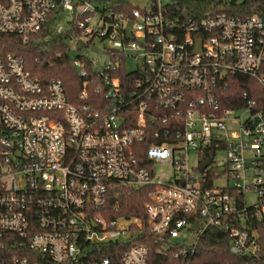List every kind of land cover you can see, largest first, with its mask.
Returning a JSON list of instances; mask_svg holds the SVG:
<instances>
[{"label":"built area","instance_id":"obj_1","mask_svg":"<svg viewBox=\"0 0 264 264\" xmlns=\"http://www.w3.org/2000/svg\"><path fill=\"white\" fill-rule=\"evenodd\" d=\"M144 1L125 12L119 0H0V31L24 42L68 33L85 56V68L73 62L85 76V103L74 105L60 79L43 84L22 57L0 55V264H149L135 241L142 221L111 216L139 188L143 229L175 247L172 258L190 257L213 227L231 254L264 264V17L179 18V0ZM90 69L100 103L88 101ZM234 74L257 90L226 98ZM120 242L115 262L104 251Z\"/></svg>","mask_w":264,"mask_h":264},{"label":"trees","instance_id":"obj_2","mask_svg":"<svg viewBox=\"0 0 264 264\" xmlns=\"http://www.w3.org/2000/svg\"><path fill=\"white\" fill-rule=\"evenodd\" d=\"M122 10L130 12L133 5L129 0H119ZM179 10L175 13L179 18L191 16L200 19L206 15L226 14L238 17H247L259 15L264 17V0H179L177 2ZM68 33L54 36L50 39H44L46 31H40L30 36L27 42L17 34L0 31V55L6 56L16 54L23 58L25 68L30 74L46 84L52 78H58L62 81L67 99L74 105L85 103V99L80 98V94L85 91V76L79 75L74 66V60L80 58L85 68V56H70V47L66 42ZM89 67L88 64H86ZM119 67L118 75L122 80H131L132 73H126L124 68ZM264 71V64L262 65ZM226 98L238 100V96L247 92L251 96L256 89V82L250 77L240 74L231 76ZM87 78L95 79L96 72L89 70ZM128 78V79H127ZM92 85H86L89 92L88 101L100 103L104 101L101 95H95L94 86L100 83L96 78ZM224 106H234V103L226 102ZM146 142L143 147H146ZM139 163L142 162V151L136 154ZM212 170L210 174L212 175ZM212 177V176H211ZM147 202L146 189L139 188L126 192L120 197V206L117 211L112 213V217L127 215L135 217L142 221L143 228L146 222L144 205ZM259 231L260 254L264 256V223L256 225ZM140 229L135 241L142 242L148 247L149 264H252L251 260L245 256L233 255L229 252L228 236L217 228H207L199 237L193 254L188 258H172V252L175 247H168L163 241L148 235L144 229ZM127 244L120 242L108 247L104 254L114 260L120 259L126 249ZM9 254H19L17 251L10 250ZM21 256H27L30 261L39 260V256L20 253Z\"/></svg>","mask_w":264,"mask_h":264},{"label":"rangeland","instance_id":"obj_3","mask_svg":"<svg viewBox=\"0 0 264 264\" xmlns=\"http://www.w3.org/2000/svg\"><path fill=\"white\" fill-rule=\"evenodd\" d=\"M131 3L133 5H135V6H141V5H143L145 3V1L144 0H131ZM61 18H62V16H61ZM68 44H69V47H70V51H69L70 56L74 57V56L78 55L79 53L84 52L83 50L76 49L74 43L69 42ZM97 58H98L99 64H104L108 60V55L107 54L99 55V56H97ZM134 66H135L134 62L132 60L128 59V61H127V69L131 70V69L134 68ZM222 155L223 154H219L217 156L216 162L220 161V158L222 157ZM192 160H194V157H192ZM253 201H254V196H253V194L249 193L247 195V202L248 203H252ZM122 225H125V223H122Z\"/></svg>","mask_w":264,"mask_h":264},{"label":"water","instance_id":"obj_4","mask_svg":"<svg viewBox=\"0 0 264 264\" xmlns=\"http://www.w3.org/2000/svg\"><path fill=\"white\" fill-rule=\"evenodd\" d=\"M128 27H130V23H128ZM83 46H84V43L81 42V41L79 40V41H77L75 47H76V49H80V48L83 47ZM91 50H92L93 52L98 53V54H101V53H102V52H101L96 46H94V45L91 46ZM210 162H211V160L208 159V160H206L205 162L201 163V164L199 165V169H200V170H203L206 166H208V165L210 164ZM192 228H193V229H196V228H197V224L195 223V224L192 226Z\"/></svg>","mask_w":264,"mask_h":264}]
</instances>
